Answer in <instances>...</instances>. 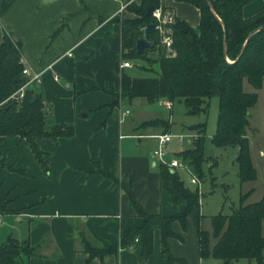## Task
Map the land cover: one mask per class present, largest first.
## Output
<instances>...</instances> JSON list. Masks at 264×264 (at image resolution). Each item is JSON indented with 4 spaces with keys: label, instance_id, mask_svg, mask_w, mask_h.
Here are the masks:
<instances>
[{
    "label": "crops",
    "instance_id": "crops-1",
    "mask_svg": "<svg viewBox=\"0 0 264 264\" xmlns=\"http://www.w3.org/2000/svg\"><path fill=\"white\" fill-rule=\"evenodd\" d=\"M161 1L174 17L198 28L196 6ZM131 3L140 0H0V43L3 33H8L21 44L24 65L41 73L40 83L28 86L48 106V125L74 127L71 137L40 142L41 149L50 154L49 175L19 137L0 139V157L18 171L0 167V199L6 201L4 210L0 208V245L11 236L37 246L35 255L22 256L14 264H87L80 232L94 244L107 246L118 239L121 225L137 227L144 222L130 205V197L144 212L157 215L150 221L154 226L152 253L142 262L133 248H124L103 260L93 258L89 264L167 263L158 226L162 217L183 211L185 205L175 203L160 185L159 164L152 155L156 136L170 133V117L135 119L131 105L141 97L120 96V73H129L119 66L121 21L136 17L127 8ZM263 10L264 0H253L243 6L242 15L248 18ZM157 101L165 106L168 100ZM172 106L171 102L165 108ZM155 119L169 127L144 125ZM191 126L184 128L196 132ZM9 214L18 222L26 217L34 226L17 228L7 220ZM171 227L176 234L168 241L175 258L172 264H221L211 256H201L190 218L185 229L177 220ZM210 242L212 246L214 238ZM231 264L257 263L240 259Z\"/></svg>",
    "mask_w": 264,
    "mask_h": 264
},
{
    "label": "trees",
    "instance_id": "trees-1",
    "mask_svg": "<svg viewBox=\"0 0 264 264\" xmlns=\"http://www.w3.org/2000/svg\"><path fill=\"white\" fill-rule=\"evenodd\" d=\"M176 1L190 3L199 9L198 28L173 16V21L164 25L171 39L169 49L161 44L158 29L148 33V39L155 43L154 49L159 52L155 59L158 71L153 76L136 77L122 70L120 96L128 100L141 97L149 103L161 98L170 102L182 100L189 115L206 113L207 99L217 96V125L211 140L218 147L236 146L239 180L241 183L253 181L256 170L250 157L247 127L249 110L257 102L258 95L244 91L243 82L246 80L256 90L263 84L264 10L244 18L242 8L253 0ZM149 5L160 8L162 12L169 11L161 0H140L139 4L127 6L136 17L121 21V60H150L147 52L138 55L135 49L141 28L150 23L157 24L152 15L146 14ZM169 51H173L172 56L166 55ZM20 59L21 44L4 32L0 43V139L19 137L28 146L44 174L49 175L47 157L50 154L41 149L40 142L50 139L56 143L59 138L71 137L74 127L66 123L48 125V113L44 111L48 106L41 94L29 86L22 100L10 97L26 82ZM33 95L36 96L35 100L32 99ZM145 124L169 127L168 123L159 119ZM205 127V122L192 125L190 129L197 131L192 146L174 155L193 168L198 180L203 177L201 164L204 160ZM0 167L16 170L6 163L5 157H0ZM98 171L108 176L100 168ZM159 176L160 185L170 193L174 202L185 205L183 211L162 217L163 223L158 226L162 252L167 256L166 264L175 261L168 243L169 238L176 236L171 225L177 220L185 229L188 218L196 228L201 256H211L220 260L221 264H231L240 259L264 264V198L246 203L252 190L241 194L238 206L230 214L211 216L210 233L202 227L203 215L197 187L187 185L181 173L172 171L164 164L159 165ZM130 205L144 218V222L137 227L121 225L118 239L107 246L94 244L84 233H79L82 250L87 254V264L93 258L103 260L105 256L117 254L119 249L124 248H133L142 262L148 259L153 250L154 226L150 221L157 215L144 212L131 197ZM0 208L4 210V200H0ZM211 238L215 240L212 246ZM36 250V245L8 236L0 245V264H14L22 256L35 255Z\"/></svg>",
    "mask_w": 264,
    "mask_h": 264
},
{
    "label": "rangeland",
    "instance_id": "rangeland-1",
    "mask_svg": "<svg viewBox=\"0 0 264 264\" xmlns=\"http://www.w3.org/2000/svg\"><path fill=\"white\" fill-rule=\"evenodd\" d=\"M146 52L150 58L149 61L136 60L132 62L133 66L131 68L126 69L132 76H153L158 71V63L155 59L158 58L159 52L155 49ZM243 89L246 92H256L258 95L257 102L249 110V126L247 127L250 157L256 170V178L253 181L244 183H241L238 177V164L236 162L238 148L236 146L218 147L211 140L217 125L219 101L217 96L207 99L208 108L206 113L201 112L195 115L187 114L186 106L182 100L173 101L171 110L162 105L163 101L149 103L144 98L134 100L131 105V116L135 119H168L170 117V133L175 136L167 143L168 155L166 159H170L180 150L192 146L191 143L197 131L191 133L186 127L184 128V125L206 123L204 160L201 164L203 177L199 180V202L203 215L202 227L209 232L212 231L211 216L218 213L230 214L238 206L241 194L252 190L246 203L256 202L264 198V79L262 87L258 90L244 80ZM181 134L188 135L182 137ZM140 148H144L143 144L140 145ZM190 169L193 173V168L190 167ZM181 175L183 178L187 177L185 172H181ZM196 187L198 189V183L193 185L192 188ZM7 220L17 228L27 227L29 224V227L34 226V224H31L33 221L30 222L26 217H24L23 222H18L14 215L9 214ZM262 233L264 236V222Z\"/></svg>",
    "mask_w": 264,
    "mask_h": 264
},
{
    "label": "built area",
    "instance_id": "built-area-1",
    "mask_svg": "<svg viewBox=\"0 0 264 264\" xmlns=\"http://www.w3.org/2000/svg\"><path fill=\"white\" fill-rule=\"evenodd\" d=\"M152 16L156 19L157 24H155L156 28L159 31V34L161 35V44L165 46L167 49L170 48V35L166 34L164 30V25L167 23H171L173 21V14L170 11L162 12L160 8H157L153 13ZM20 61L23 63L22 68V74L26 78V82L24 85H22L15 93H13L10 97L15 98L18 101L22 100L25 89L28 85L31 84H38L41 81V73L35 70H32L29 66L24 65V61L21 58ZM120 68L126 69L131 68L133 66L132 61L130 60H121L120 61ZM164 105L167 108L171 107V102L166 101ZM128 113V111L122 112L121 119ZM175 135L170 133H163L160 135H157L158 144L157 148L153 151V157L158 162L159 165L164 164L168 166L169 168L173 169L174 171H178L179 173L185 172L187 177L186 180L189 184L196 185L199 184V180L196 178V176L191 173L190 166L187 164V162L181 160L180 158H177L175 156L171 157L170 159H166L167 157V143L172 140V138ZM182 137L186 136L181 134ZM193 137V136H192ZM137 241V239H135Z\"/></svg>",
    "mask_w": 264,
    "mask_h": 264
},
{
    "label": "water",
    "instance_id": "water-1",
    "mask_svg": "<svg viewBox=\"0 0 264 264\" xmlns=\"http://www.w3.org/2000/svg\"><path fill=\"white\" fill-rule=\"evenodd\" d=\"M46 1L50 2V1H54V0H46ZM156 9L157 8L155 6L149 5V6L146 7V14L147 15H152V13ZM262 27H260V28H262ZM155 28H156V26H155L154 23L147 24V25H145L144 27L141 28V35L136 39V43H135V49H136V52H137L138 55H142L146 51L153 50L155 48V43L148 39V33L153 31ZM254 32L255 31H253L251 34H253ZM224 43H225V37H224ZM166 55L167 56H172L173 55V51H169ZM35 98H36V96L33 95L32 99L35 100ZM44 111H45V113H48V109L47 108ZM172 171H174V170L172 169Z\"/></svg>",
    "mask_w": 264,
    "mask_h": 264
}]
</instances>
